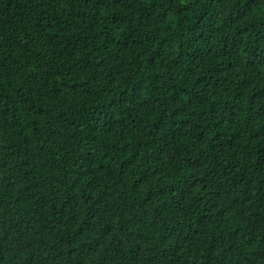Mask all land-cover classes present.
I'll list each match as a JSON object with an SVG mask.
<instances>
[{"label":"trees","instance_id":"1","mask_svg":"<svg viewBox=\"0 0 264 264\" xmlns=\"http://www.w3.org/2000/svg\"><path fill=\"white\" fill-rule=\"evenodd\" d=\"M0 264H264V0H0Z\"/></svg>","mask_w":264,"mask_h":264}]
</instances>
